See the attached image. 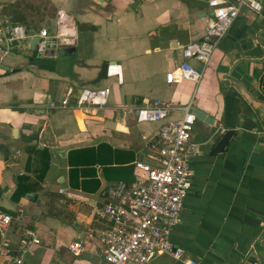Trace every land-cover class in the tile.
Segmentation results:
<instances>
[{
    "label": "crops",
    "instance_id": "0c3cea01",
    "mask_svg": "<svg viewBox=\"0 0 264 264\" xmlns=\"http://www.w3.org/2000/svg\"><path fill=\"white\" fill-rule=\"evenodd\" d=\"M14 1L0 0V28L4 7ZM50 1L57 13L43 29L60 35L57 45L39 53L29 48L32 37L0 62V210L14 216V241L25 226L41 239L25 263L107 264L101 238L110 223L101 209L106 185L119 180L96 165L97 190L72 188L68 152L106 142L150 162L146 147L159 123H137L135 109L158 99L177 107L168 120L192 103L197 152L188 157L190 187L169 235L180 257L160 254L149 264H264V12L241 10L198 83H167L183 45L202 38L207 0ZM85 87H108V103L71 108ZM65 98L70 104L63 107ZM227 131L232 135L217 151ZM39 145L50 152L47 174L54 165L64 171L60 186L48 193L45 180L35 193L40 204L29 193L15 201V178L25 173L30 147ZM72 241L83 244L80 255L71 252Z\"/></svg>",
    "mask_w": 264,
    "mask_h": 264
},
{
    "label": "built area",
    "instance_id": "2783aa9c",
    "mask_svg": "<svg viewBox=\"0 0 264 264\" xmlns=\"http://www.w3.org/2000/svg\"><path fill=\"white\" fill-rule=\"evenodd\" d=\"M208 20L202 38L183 45L182 60L166 73L167 83L188 80L198 83L218 43L233 21L245 7L256 13L264 12V0H207ZM60 24L61 15L58 14ZM0 28V62L18 42L38 36L35 46L39 53L57 45L60 35H49L46 29L28 31L23 25L11 24L2 19ZM60 42H66L60 39ZM202 64L197 69L189 60ZM110 89L81 88L71 108L91 110L103 108L109 100ZM63 99L62 106H69ZM191 102L183 107L179 118L168 120L177 107L155 99L150 104L135 109L137 123H159L146 152L150 162L134 161V180H123L106 185L107 201L101 212L110 227L101 238L103 259L107 264H149L160 254L175 258L180 253L173 250L169 235L180 221V213L188 193L191 172L188 157L197 152L191 140L195 122ZM14 216L0 210V264H26L25 255L41 239L35 228L23 227L16 241L13 234ZM69 248L80 255L83 244L72 241ZM194 264V263H189Z\"/></svg>",
    "mask_w": 264,
    "mask_h": 264
},
{
    "label": "trees",
    "instance_id": "16d2710c",
    "mask_svg": "<svg viewBox=\"0 0 264 264\" xmlns=\"http://www.w3.org/2000/svg\"><path fill=\"white\" fill-rule=\"evenodd\" d=\"M56 13L57 9L50 0H15L3 9L4 17H8L12 25L20 24L26 30L35 32L50 23ZM262 82L264 84V79ZM30 148L25 173L15 178L16 187L11 195L15 201L30 192L38 195L43 190L42 184L50 167L51 156L47 147L38 149L31 146ZM67 158L70 186L91 191L97 190L100 185L96 178V165L102 168L105 176L107 173L111 174L109 180H124L130 183L135 178L133 163L141 159L135 158L133 150L113 148L106 142L70 150ZM87 183L92 184V187L87 188Z\"/></svg>",
    "mask_w": 264,
    "mask_h": 264
},
{
    "label": "rangeland",
    "instance_id": "374dc122",
    "mask_svg": "<svg viewBox=\"0 0 264 264\" xmlns=\"http://www.w3.org/2000/svg\"><path fill=\"white\" fill-rule=\"evenodd\" d=\"M58 167H59L58 165H54L52 167V169L48 172L47 177L45 179L46 180L45 182L47 184L45 190L48 193L49 192L52 193V192L57 191V188L60 186V183L58 182V179L63 176L64 171L63 170H59ZM4 198L5 199L3 201L6 204H8V206H14L13 204H11V203L6 201L8 199L7 195L4 196Z\"/></svg>",
    "mask_w": 264,
    "mask_h": 264
},
{
    "label": "water",
    "instance_id": "95a60500",
    "mask_svg": "<svg viewBox=\"0 0 264 264\" xmlns=\"http://www.w3.org/2000/svg\"><path fill=\"white\" fill-rule=\"evenodd\" d=\"M39 40L38 36H34L31 41H30V45L29 48L33 49L36 42ZM121 127L118 126V129H120ZM122 130V129H121ZM13 133H15V130L13 131ZM232 135V131H227L226 133H224V135L222 136L221 140L218 142L216 150L219 151L221 149H223V147L226 145L227 141L229 140L230 136ZM39 148H43L42 145H39ZM59 154L61 156H65V151H59ZM26 198L29 200H35L36 195L35 193H29L26 195ZM37 204H40L39 200H35Z\"/></svg>",
    "mask_w": 264,
    "mask_h": 264
}]
</instances>
